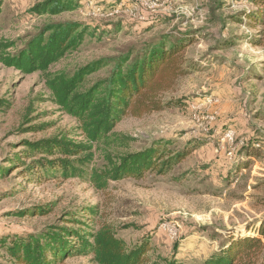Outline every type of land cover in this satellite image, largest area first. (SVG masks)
Wrapping results in <instances>:
<instances>
[{"label": "rangeland", "instance_id": "obj_1", "mask_svg": "<svg viewBox=\"0 0 264 264\" xmlns=\"http://www.w3.org/2000/svg\"><path fill=\"white\" fill-rule=\"evenodd\" d=\"M42 1L5 0L0 43L12 44L6 53L14 54L47 23H86L94 36L49 71L73 74L107 59L109 66L90 76L88 86L107 78L119 57H135L161 36L192 40L189 73L167 94L178 104L123 119L115 132L130 140L115 145L112 154L161 141L190 152L166 175L147 172L111 181L105 190L80 178L38 182L18 164L0 178V237L72 226L65 220L77 218L88 231L113 227L128 248L149 240L154 263L204 264L228 239L257 236L264 219V36L244 12L258 8L249 0H81L75 12L32 15L29 10ZM109 7L112 12L105 11ZM259 38L261 44L253 43ZM61 135L87 143L79 123L55 104L42 72L26 75L0 62V169L24 156L25 141ZM105 149L93 144L90 169L106 165ZM43 205L49 214L15 216ZM95 206L97 215L88 211ZM4 255L0 250V262ZM62 264L98 263L91 255Z\"/></svg>", "mask_w": 264, "mask_h": 264}, {"label": "trees", "instance_id": "obj_2", "mask_svg": "<svg viewBox=\"0 0 264 264\" xmlns=\"http://www.w3.org/2000/svg\"><path fill=\"white\" fill-rule=\"evenodd\" d=\"M4 1L0 0V15ZM249 1L258 8L257 13L248 11L244 16L260 25L258 35L264 36V0ZM80 2L44 0L29 12L39 17H56L79 10ZM112 9L109 7L105 11L112 12ZM88 35L94 36V30L91 31L86 23L51 22L45 24L17 53H6L13 45L0 43V62L26 75L42 72L55 104L79 123V129L87 140V143L74 141L61 135L25 141L24 156L17 154L11 159L10 167L0 169V178L22 164L25 173L37 177L38 182L80 178L98 190H105L111 181L140 179L147 172L166 175L188 156V148H172L171 141L154 143L135 152H117L115 155L112 152L115 145L130 140L115 132L123 119L142 118L178 104L174 99L167 100V94L180 78L189 73L186 50L192 40L181 36L170 42V36H161L157 43L148 45L135 57L133 52L119 57L110 75L90 86L87 85L89 77L108 67L110 62L107 59L90 62L73 74L49 71L77 51ZM261 42L259 38L253 43L259 45ZM93 144L106 147V165L103 168L90 169L94 160ZM22 159L28 160V164ZM88 211L97 215L98 207ZM49 212L48 205H43L19 211L15 216H43ZM65 222L72 226L51 225L38 234L2 235L0 250L5 252L6 262L0 264H62L68 258L91 255L98 264H176L175 260L169 259L152 262L149 240L128 248L111 226L103 225L96 231H88V228L81 227L86 223L77 218ZM257 234L228 239L220 252L206 259L204 264H264V219Z\"/></svg>", "mask_w": 264, "mask_h": 264}]
</instances>
